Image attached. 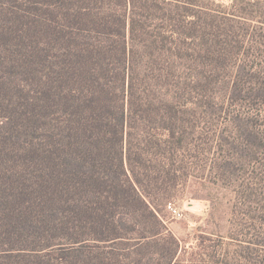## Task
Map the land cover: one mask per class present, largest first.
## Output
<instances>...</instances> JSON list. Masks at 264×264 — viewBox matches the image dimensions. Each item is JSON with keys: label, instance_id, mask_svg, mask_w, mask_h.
<instances>
[{"label": "trees", "instance_id": "trees-1", "mask_svg": "<svg viewBox=\"0 0 264 264\" xmlns=\"http://www.w3.org/2000/svg\"><path fill=\"white\" fill-rule=\"evenodd\" d=\"M209 11L0 0V37L28 23L43 45L0 75V264L178 263L164 211L201 140Z\"/></svg>", "mask_w": 264, "mask_h": 264}, {"label": "rangeland", "instance_id": "rangeland-1", "mask_svg": "<svg viewBox=\"0 0 264 264\" xmlns=\"http://www.w3.org/2000/svg\"><path fill=\"white\" fill-rule=\"evenodd\" d=\"M197 1L216 15L206 21L222 34L209 29L205 37L206 79H192L205 81L194 89L195 97L204 92L195 134L201 140L186 154L187 171L164 211L179 242L176 263L264 264V0ZM30 27L14 40L0 37V75L24 43L43 48ZM4 84L11 82L0 79Z\"/></svg>", "mask_w": 264, "mask_h": 264}, {"label": "built area", "instance_id": "built-area-1", "mask_svg": "<svg viewBox=\"0 0 264 264\" xmlns=\"http://www.w3.org/2000/svg\"><path fill=\"white\" fill-rule=\"evenodd\" d=\"M168 207L171 209V205H168ZM174 211V213H177L175 210H173ZM178 214V213H177Z\"/></svg>", "mask_w": 264, "mask_h": 264}]
</instances>
